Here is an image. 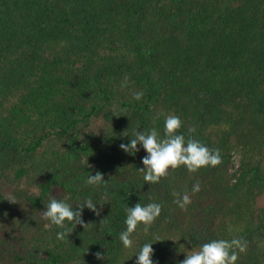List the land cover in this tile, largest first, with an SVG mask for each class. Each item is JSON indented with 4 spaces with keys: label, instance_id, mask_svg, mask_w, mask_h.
Masks as SVG:
<instances>
[{
    "label": "trees",
    "instance_id": "trees-1",
    "mask_svg": "<svg viewBox=\"0 0 264 264\" xmlns=\"http://www.w3.org/2000/svg\"><path fill=\"white\" fill-rule=\"evenodd\" d=\"M170 104L178 134L209 149L218 148L184 126L186 109L234 130L264 128V0H0V264H116L125 208L161 204L156 220L175 225L168 205L180 180L200 191L189 187L179 239L218 240L225 197L208 189L214 167L188 181L181 166L147 184L143 147L135 155L119 147L134 130L156 128L162 138ZM97 171L107 183L87 185ZM52 198L74 210L92 199L100 215L84 207V228L65 221L48 230L41 211ZM147 243L153 264H180L189 252L165 235Z\"/></svg>",
    "mask_w": 264,
    "mask_h": 264
},
{
    "label": "rangeland",
    "instance_id": "rangeland-1",
    "mask_svg": "<svg viewBox=\"0 0 264 264\" xmlns=\"http://www.w3.org/2000/svg\"><path fill=\"white\" fill-rule=\"evenodd\" d=\"M97 47V51L102 52V45ZM175 112L177 107L170 104L165 117L170 114L176 115ZM183 120L187 130L193 128L192 133L208 139L211 145L222 153V162L214 167L216 179L214 178V181L209 179L207 182L211 192L217 194L223 192L225 197L223 209L215 219L216 237H219L218 240L240 238L247 241V250L239 253L236 264H264L263 124L258 123L253 132L247 131L248 128L234 130L232 128H235V125L229 122H204L197 115L191 114L188 109L184 111ZM195 177H191V173L185 169L182 179L189 181L190 178L194 180ZM180 182L174 186L173 192L180 193L182 196L185 191L188 193L189 187L193 185L189 183L187 187L180 188L178 187ZM225 195H228L227 199ZM175 199L177 197L174 196L168 209L172 207L174 210L171 211V217H176L177 223L168 225L163 219L155 220L148 233L143 231V225H139L131 236L132 247L125 248L122 244L116 264H135L137 259L135 255L147 243L148 237L152 238L156 235H165L169 239L179 240V244L188 247V251L199 249L200 246L187 244L184 238L179 239L182 228L180 221L186 227L191 213L188 206L186 211L181 210L176 213L175 210L178 207L173 203ZM101 201L100 203H104L105 200L101 198ZM103 205L99 204V208L102 209Z\"/></svg>",
    "mask_w": 264,
    "mask_h": 264
},
{
    "label": "clouds",
    "instance_id": "clouds-1",
    "mask_svg": "<svg viewBox=\"0 0 264 264\" xmlns=\"http://www.w3.org/2000/svg\"><path fill=\"white\" fill-rule=\"evenodd\" d=\"M128 78L125 77L121 82V87H127ZM143 91L134 92L132 99L139 101L142 99ZM160 115H163L161 113ZM158 118V117H157ZM182 126L181 119L176 115H167L164 120L163 137L156 128L149 131L134 130L128 144L121 143L120 149L129 155H135L139 151L137 145H141L146 152V156L142 158L143 168L139 169L142 172L143 180L147 184H156L160 180L169 175V170H175L181 166L185 167L189 173H196L203 167H216L222 160L219 149H209L200 141L193 139L191 136L185 139L183 134H178V130ZM189 133L193 132V128H189ZM128 136L127 132L123 133ZM88 165V164H87ZM88 167H91L88 165ZM103 180V175L99 171L95 175H89L86 180L87 185L99 186L106 184ZM200 191V183L197 182L192 186V193ZM173 196L177 197L173 201L182 211L187 210V206L191 203V198L187 191L181 196L180 193L173 192ZM67 199V198H66ZM103 200H108V195L105 193ZM6 200L10 203H16L15 199L9 196ZM96 204L92 199H86L75 210L64 200L52 198L47 207L41 211V218L47 223L44 227L51 230L53 226L64 229L65 221L76 225H81L83 228L87 225L82 221V210L87 207L97 216L100 215V209H97ZM103 205L104 203H99ZM162 210V205L158 203H148L147 205L135 204L134 207H126V230L119 235V240L125 248H131L133 241L132 234L136 231L139 225H143V231L148 233L152 224L159 217ZM104 219L101 221L103 222ZM71 231H60L56 234L57 239L63 240L65 235H69ZM160 241L159 237L156 238ZM152 243H145L138 254L135 264H153L151 259L153 255ZM247 250V241L240 238L231 240H212L202 244L199 249L191 250L186 254L180 264H236L239 258V253H244ZM97 259H103L101 253H96Z\"/></svg>",
    "mask_w": 264,
    "mask_h": 264
}]
</instances>
